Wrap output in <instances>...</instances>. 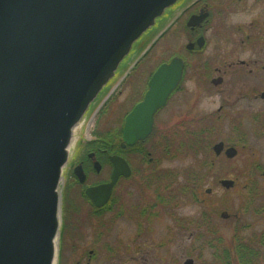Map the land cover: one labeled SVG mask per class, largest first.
<instances>
[{
	"label": "rangeland",
	"instance_id": "374dc122",
	"mask_svg": "<svg viewBox=\"0 0 264 264\" xmlns=\"http://www.w3.org/2000/svg\"><path fill=\"white\" fill-rule=\"evenodd\" d=\"M192 1L179 0L138 41L114 80L76 128L71 161L85 155L87 144L96 139L97 131L118 133L122 129L135 90L144 87L159 62L176 54L187 55L186 45L193 37L187 25L195 11L190 6ZM251 8L248 6L236 13L234 20L249 21ZM162 31L164 35L148 52L147 48ZM261 44L264 43L239 47L233 57L247 60L245 63L210 61L208 70L205 63L215 49L192 53V65L182 89L175 95L173 104L158 117L155 139L146 144L149 149L158 145V162L146 164V170L138 169L142 164L140 156L131 152V162L136 168L134 178L116 185L115 202L104 212H87L90 206L83 202L85 197L83 200L71 197L67 182L70 164L66 165L56 264H184L187 258H193L195 264H221L216 262V257L232 238L245 243L256 240L254 250L261 258L260 264H264V242L261 241L264 238V98L260 96L264 92V45ZM224 47L235 53L230 45ZM255 54L259 61L254 63L250 59ZM217 66L222 68L220 72L215 71ZM213 76H221L223 81L214 84ZM124 77L126 81L120 84ZM211 126L212 133L207 132L209 138L204 141L211 138L212 144L195 154L188 150V142L196 138L190 136ZM166 128L172 131L171 137L159 135ZM119 140L117 136L116 142ZM220 141H224L225 149L235 145L238 154L230 158L225 149L216 154L213 146ZM208 161L215 165L206 167ZM191 170L198 171V181L189 175ZM109 173L110 166H107L99 176L92 175L91 180L108 178ZM162 173L163 178L159 176ZM223 178L234 179L235 185L226 188L220 183ZM251 184L258 191L253 197L249 192ZM66 186L69 200L64 199ZM78 188L72 189L74 194ZM192 188L196 190L195 195ZM209 188L211 191L207 192ZM72 200L75 202L72 205H84L72 207L66 215L64 204L72 206ZM224 211L229 213L228 217L221 215ZM65 216L68 229L63 234Z\"/></svg>",
	"mask_w": 264,
	"mask_h": 264
},
{
	"label": "water",
	"instance_id": "95a60500",
	"mask_svg": "<svg viewBox=\"0 0 264 264\" xmlns=\"http://www.w3.org/2000/svg\"><path fill=\"white\" fill-rule=\"evenodd\" d=\"M177 2L0 0V264L57 263L64 169L75 130L134 44ZM204 16L192 15L188 25ZM184 67L174 56L156 69L144 99L125 118L123 148L152 133L154 115L180 84ZM213 149L220 154L224 141ZM225 154L233 158L238 149L228 146ZM111 160V180L86 189L98 207L110 200L118 178L132 173L123 156ZM75 172L84 180L81 166ZM220 183L231 188L235 180Z\"/></svg>",
	"mask_w": 264,
	"mask_h": 264
},
{
	"label": "flooded vegetation",
	"instance_id": "af4514ba",
	"mask_svg": "<svg viewBox=\"0 0 264 264\" xmlns=\"http://www.w3.org/2000/svg\"><path fill=\"white\" fill-rule=\"evenodd\" d=\"M200 3H202V5H201V7H198L200 5ZM191 5L193 6V10L195 9V11L193 13H191V15L192 14H198L199 15L202 13L205 16H204V19L201 21L200 24H198L196 26H188L189 30L191 32V35L193 36L192 39H190L189 43H194V46H192L190 49L187 48V50H188L187 55L181 56L185 62L183 77L180 81V84L169 95L166 103L162 107H160L157 110V112L155 113V115H154L155 116V125H154L152 133L146 139L140 140L139 142H137L134 145H127L126 147H124L123 151L119 150L116 147L115 143L114 144L112 143L111 144V148L113 149L112 151H108L107 149H103L102 151H99V152H97L95 150H88L85 153V155H81L80 158L77 156L76 160H74V161L70 160L68 162L70 164L69 165V167H70V172H69L70 173L69 174L70 179L67 181L70 183L69 184L70 185L69 193H70L72 198L77 199V200H83V198L85 197L84 192H86V189L88 187L95 186V185L105 183V182H109L111 180L112 172L114 169V164L111 160L112 155L118 154V155L123 156L127 160V162L129 163V165L132 169V173L130 176L121 175L118 178V181L114 186L110 201L106 205H104L103 207H98V206L94 205L92 203L91 199L88 197V195H86L87 198L85 197L84 198L85 200H83V202L85 204L88 203L90 206V209H88L87 212H92L94 210V211H96V213H100V212H104V210H106L107 208H110L111 204H113L111 202L114 201V198H115L114 193H115L116 185L124 179L125 180H132L134 178V172H135L136 168H134V165H132V162H131V155H130L131 152H133V153L137 152V154L140 156L139 162H141L142 164H145L143 166H142V164H140V168H138V169H141V167H142V169L146 170V167H144V166H146V164L149 163L150 165H153V164L158 162V157H157V153H156V150H158V145L157 146L153 145V147H151L149 149V147L146 146V144L151 139L153 140V138L155 137V128L158 125L157 124L158 117L165 110H167L171 104H173V100H174L175 95L182 89L184 82L186 80V77H187L189 66L192 65V63L190 61V58H191L190 56H193L192 53L206 52V50L208 48L215 49V50H211L213 52H211L209 55V61L207 63H205V68L208 70L210 68V65H209L210 61L211 62H224V63H227V62H229V63H237V62L245 63L247 60H242L239 58L236 59L235 57H233V56H236L239 47L244 46V45L249 44V43H255V44H257L259 42L264 43V0H199V1L193 0L192 3H190V6ZM248 6L252 7L250 20L246 21V22H238V21L234 20L235 14L241 10H245ZM200 37H202V46H199V43H198V40L200 39ZM187 45H186V47H187ZM225 45H230V47H233L235 49L234 50L235 53L233 52L234 54H231L229 51H226V48L224 47ZM261 45H264V44H261ZM224 52H225V54H224ZM146 53L147 52H145L143 54V56ZM256 54L254 56L255 58L250 59L254 63L259 61L258 56ZM176 55H178V54H176ZM174 56H172L169 60H162L161 62H159L155 66L154 70L149 74V77L147 78L146 82L144 83V87L142 89L138 87L135 90V93H134L135 97L131 101V103H130L131 106L124 116L123 126L125 123L126 116L130 113V111L140 101H142L144 99L145 94L149 89V82H150L154 72L156 71V69L162 63L170 62ZM144 57H142V58H144ZM142 58L138 59L136 61L135 65H137L141 61ZM134 68L136 69L137 67L134 66ZM221 70H222V68H220V66L219 67L217 66L215 68V71H217V72H220ZM219 77H221V76H219ZM126 79L127 78L124 77L121 80L120 84H123L126 81ZM214 79H216V78L213 76L211 78V82H213ZM222 79H223V77H222ZM262 93L263 92H261L260 96L262 98H264L262 96ZM172 126H174V125H172ZM170 132H172L170 130V128L167 130L162 129L161 133L159 135L162 137H165V136L171 137L172 134H170ZM122 134H123V127H122ZM122 134L119 137V139H120L119 143L120 144L122 141ZM160 147H161V145H159V149H160ZM135 148L136 149L139 148L140 150H135ZM98 162H100V164H101L99 169L97 168ZM78 166H81L85 172L84 180H80L79 176L75 172V169ZM107 166H110V173H109L108 178L107 177L106 178H100V179H97L94 181L91 180L92 175L99 176L106 169ZM142 171H144V170H142ZM146 179H147V176H146ZM73 185H75V187ZM76 186H79V188H78L77 193L74 194L72 189L73 188L76 189ZM72 194H73V196H72ZM74 195H76V196H74ZM160 200H162L161 197H160ZM72 203H75V202L72 200L71 205H72ZM78 204H73L72 206L68 205V211H66V214L71 213L72 207H75L77 209ZM82 204H79V205H82ZM134 205H138V204L134 203ZM137 208L139 209L140 205H138ZM68 222H71V219H68ZM63 226H64V224H63ZM67 229L68 228L66 227L65 230H67ZM260 260H261V258L257 257L255 259V261L251 264H260V262H259Z\"/></svg>",
	"mask_w": 264,
	"mask_h": 264
},
{
	"label": "trees",
	"instance_id": "16d2710c",
	"mask_svg": "<svg viewBox=\"0 0 264 264\" xmlns=\"http://www.w3.org/2000/svg\"><path fill=\"white\" fill-rule=\"evenodd\" d=\"M212 126L205 128H202L201 130H198L196 133H193L191 137H196L195 139H193L192 141L190 140L188 142L187 148L188 150L194 151L195 153L200 152L201 150L204 151V148H208L209 145L212 144V139L210 138L207 141H204V138H209L207 137V132L208 133H212ZM96 139L90 141L87 146H88V150H95L97 152L102 151L103 149H107L108 151H112L113 149L111 148V144L115 143L116 147L123 151L124 148H122L119 144V142H116L117 136H121L122 134V129H120V131L118 133H111L109 131L106 132H96ZM189 138V139H190ZM198 138H200L198 140ZM139 149V148H138ZM215 164H213L212 161H208L206 162V167H212ZM258 166V165H257ZM262 167V166H261ZM260 168V166H258V169ZM192 172L189 173L190 176H192L196 181H198L200 179L199 177V173L197 170H191ZM164 173H162L161 178H163ZM202 175V174H201ZM68 186H66L65 188V194H64V199L69 200L68 196ZM190 189V188H189ZM192 191L195 193V188H192ZM249 192L250 194H252L251 197H253L255 195V193H257L258 191L255 189L254 185L251 184V186H249ZM84 196L87 198L85 192H84ZM65 200V201H66ZM64 209H65V213L67 211V203L64 204ZM93 213V212H92ZM94 214H96V211L94 212ZM67 215V214H66ZM69 215V214H68ZM101 216V215H100ZM67 216H65V222H64V227H63V234L65 232V228H68V224L66 222ZM70 233V231H69ZM71 235L73 236L74 233H71ZM64 238V236L62 237ZM237 240L239 241L237 243ZM220 241V240H219ZM256 240H252L249 243H245L239 239L232 238L229 242L228 245H226L225 248H223L220 253H218L217 257H216V262L219 261L221 262V264H235V261H238L237 263L239 264H251L255 261L256 257L258 256V254H256L255 250H254V244ZM261 241L264 242V238H261ZM208 244L211 246L215 247V243H213L212 241L208 240ZM230 245V246H229ZM217 248V247H216ZM235 248V249H234ZM63 256V255H62ZM212 264H216V263H212Z\"/></svg>",
	"mask_w": 264,
	"mask_h": 264
}]
</instances>
